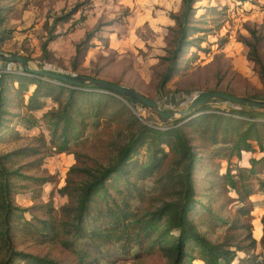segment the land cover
Here are the masks:
<instances>
[{
  "label": "rangeland",
  "instance_id": "obj_1",
  "mask_svg": "<svg viewBox=\"0 0 264 264\" xmlns=\"http://www.w3.org/2000/svg\"><path fill=\"white\" fill-rule=\"evenodd\" d=\"M192 10L186 29L189 43L178 53L182 0H0V53L26 58L31 69L89 76L133 89L166 110L188 106H170L168 98L175 94L195 97L206 91H222L264 100V0H199ZM251 48H256V57ZM255 58L260 63L252 61ZM6 63L11 72L5 74L10 78L0 77V156L7 157L5 164L10 171L18 172L9 178L10 201L26 211L23 217L28 221L33 217L45 219L49 209L57 217L68 203L60 190L66 185L68 171L77 164L74 153L79 156L80 166H106L117 148L139 127L134 117L159 130L182 120L177 116L162 122L152 109L114 96L121 104L110 102L108 115L89 118L85 137L71 143L68 152L57 153L50 144L46 116L60 111L65 93L49 91L29 105L36 83L20 85L15 81L17 77L32 76L25 74L20 64ZM237 106L213 100L192 115H229ZM116 112L118 116L112 120L110 114ZM24 118L34 119L35 126L27 125ZM186 135L197 154L192 179L199 203L188 218L202 235L218 243L239 206L237 195L227 185L223 187L220 179L228 168L233 176L238 168L250 170V160L262 154L255 150L242 152L240 160L227 158L222 145H204L191 132ZM161 148L167 153L165 162L153 177L138 183L147 198L144 207L150 209L174 197L175 186L170 185L167 176H176L180 170L173 164L175 153L165 146ZM153 155V146L145 145L134 160L148 166ZM254 171L252 175L245 173V177L253 190L249 198L253 208L251 235L259 241L264 192L258 182L264 181L263 166L255 165ZM70 177L74 183L80 180L76 175ZM33 179L46 182L40 185ZM16 224L13 222L11 233L16 252L74 264L67 250L41 242L30 232L16 228ZM1 246L0 259L4 255ZM134 252L135 248L118 264H169L160 250L138 259L132 257ZM15 262L23 264L21 260ZM192 264L202 263L195 260Z\"/></svg>",
  "mask_w": 264,
  "mask_h": 264
},
{
  "label": "trees",
  "instance_id": "obj_2",
  "mask_svg": "<svg viewBox=\"0 0 264 264\" xmlns=\"http://www.w3.org/2000/svg\"><path fill=\"white\" fill-rule=\"evenodd\" d=\"M198 1L182 0L178 53L189 43L186 41V29L192 8ZM251 49L256 57V48ZM252 61L260 63L258 58ZM171 71L172 68L168 74ZM15 81L20 85L36 83L28 100L29 105L49 91H57L59 95L65 93L66 99L60 111L51 113L49 118L46 116L50 144L57 153L68 152L71 143L85 137L89 118L101 119L109 114L110 102L120 103L114 96L94 88L54 86L33 76L17 77ZM195 97L175 94L168 98V102L172 107H179L188 105ZM126 102L135 103L128 99ZM1 106L2 102L0 112ZM237 107L239 109L231 110L229 115L204 113L181 125L178 123L185 119L178 120L166 130L141 124L134 117L139 127L117 148L106 166L91 169L80 166L79 156L74 153L77 164L68 171L66 185L60 190L68 198V203L61 208L57 217L52 215L51 209L46 211L45 219L33 217L32 221H28L23 217L26 211L10 201L12 187L9 178L18 175V172L10 171L5 164L7 157L0 156V243L4 251L0 264H17L15 260H21L23 264H60L55 260L16 252L11 241L13 222L18 223L16 228L30 232L41 242L59 245L67 250L74 257V264H118L123 257L131 255L134 248L137 250L132 254L134 259L152 250H160L168 258L169 264H192L195 260L202 264H264V217L261 219L262 237L256 241L251 235L253 208L249 202L253 190L245 177L247 172L255 174L254 166L257 164L264 169V109ZM110 116L115 120L118 113ZM22 121L30 127L36 124L34 119L24 118ZM187 131L204 145H222L221 151L226 153L224 157L227 158L240 160L242 152L255 150L262 154L257 160H250V170L238 168L236 176H233L228 168L220 179L223 187L227 185L237 195L239 206L234 217L226 224L223 239L218 243L202 235L188 218L199 203L195 200L192 179L197 154L186 135ZM145 145L153 146L154 152L152 163L148 166L134 160L139 149ZM161 146L175 153L177 159L173 164L176 170H180L176 176H167L170 185L175 186L174 197L150 209L144 207L147 198L138 188V183L153 177L165 162L167 153ZM72 175L80 177L78 183L72 181ZM33 180L40 185L46 182ZM258 184L260 191L264 192V181ZM110 191H114V194Z\"/></svg>",
  "mask_w": 264,
  "mask_h": 264
},
{
  "label": "water",
  "instance_id": "obj_3",
  "mask_svg": "<svg viewBox=\"0 0 264 264\" xmlns=\"http://www.w3.org/2000/svg\"><path fill=\"white\" fill-rule=\"evenodd\" d=\"M0 62H12L20 64L25 74L45 79L50 82H55L63 86L94 88L101 92H105L107 94L115 96L123 101H126V99L131 100L144 107L152 109L157 114V116L163 121H168L178 116L182 119H185L183 121L185 122L194 117L192 115L194 111L200 109L201 107L205 106L213 100L225 101L228 103L236 104L241 107L246 106L252 109H264V100L235 96L222 91H206L196 96L184 110H166L161 109L156 101L141 95L133 89L124 86H119L105 80H100L83 75L67 76L47 70L31 69L29 68L27 59L17 55H5L0 53Z\"/></svg>",
  "mask_w": 264,
  "mask_h": 264
},
{
  "label": "built area",
  "instance_id": "obj_4",
  "mask_svg": "<svg viewBox=\"0 0 264 264\" xmlns=\"http://www.w3.org/2000/svg\"><path fill=\"white\" fill-rule=\"evenodd\" d=\"M8 63L6 62H0V77L5 74H9L11 71L8 70Z\"/></svg>",
  "mask_w": 264,
  "mask_h": 264
}]
</instances>
